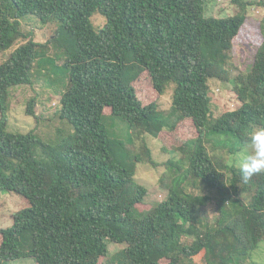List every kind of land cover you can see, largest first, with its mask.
<instances>
[{"label": "trees", "instance_id": "16d2710c", "mask_svg": "<svg viewBox=\"0 0 264 264\" xmlns=\"http://www.w3.org/2000/svg\"><path fill=\"white\" fill-rule=\"evenodd\" d=\"M204 13V0H0V50L23 40L0 64V191L28 203L12 215V226L0 228V264L25 258L36 264H194L202 252L205 264L250 258L264 240V174L244 181L239 167L207 145L210 134L231 136L236 152L264 127V17L251 68L232 77V41L246 16ZM94 14L105 18L98 30ZM25 18L57 23L54 40L62 41L67 88L58 114L73 132L54 145L33 131L5 130L8 89L32 85L33 64L48 45L21 31ZM211 79L230 84L240 105L209 125ZM170 82L175 87L165 118L156 99L142 102L136 85L147 83L162 95ZM33 103L28 116H34ZM103 116L127 122L132 139L156 137L183 120L195 128L196 137L163 150L171 155L159 179L166 196L145 214L138 207L148 190L136 182L135 164L157 168L158 162L144 142L139 152L121 156ZM210 205L218 214L213 224L206 219ZM109 243L119 245L111 256Z\"/></svg>", "mask_w": 264, "mask_h": 264}, {"label": "rangeland", "instance_id": "374dc122", "mask_svg": "<svg viewBox=\"0 0 264 264\" xmlns=\"http://www.w3.org/2000/svg\"><path fill=\"white\" fill-rule=\"evenodd\" d=\"M205 16L226 18L234 14L246 16L245 22L238 34L233 39V64L231 76L239 72H247L252 66L256 49L262 41L260 22L264 17V0H242L241 4H233L230 0H204ZM91 22L96 30L103 26L105 18L94 14ZM21 31L29 35V40L38 44L48 45L42 48L46 56L37 59L32 68V85L13 86L7 92V124L5 130L11 133H26L33 131L41 142L46 145H54L62 137L72 134L71 125L60 118L58 109L61 95L67 88V78L62 68L64 55L62 54V41L54 40L56 37L57 23L42 24L33 18L20 20ZM54 37V38H53ZM25 42V41H24ZM19 39L11 48L0 50V64L4 62L15 48L22 44ZM210 87V116L208 124L216 121L223 112L234 110L239 107L240 102L228 83L217 80H209ZM149 84H137V94L144 104L154 101L158 102V111L165 118H169L171 100L175 85L170 82L166 84L162 95L156 94L149 89ZM34 100V116L26 114V107L29 101ZM102 124L107 132L108 138L117 141L122 145L120 155L127 158L132 152H139L140 146L144 143L152 152V156L158 167L154 168L148 164H135V180L145 186L148 190L145 202L138 207L141 214H145L153 204L164 200L166 191L161 188L160 177L165 171V163L170 154L163 150L177 149L186 140L197 136L195 128L190 120L179 122L174 130L163 129L156 137L150 135L130 137L131 130L124 120L119 117L103 116ZM210 141L207 145L211 154L221 158L230 166L238 165L235 162L236 153L233 151L237 144L229 136L210 134ZM175 157V155H174ZM177 157V154H176ZM190 186H184L183 191L191 192ZM204 192V191H203ZM188 193V192H187ZM197 194V191H195ZM205 193V192H204ZM28 206L27 200L23 197L7 191H0V228L10 227L13 224L12 215ZM214 206L207 208L206 219L208 224H213L218 217L214 213ZM119 250V245L108 244L109 255ZM194 264H205L203 252L194 258ZM5 264H36L33 258L17 259ZM244 264H264V240L259 242L256 249L251 252L250 258Z\"/></svg>", "mask_w": 264, "mask_h": 264}, {"label": "clouds", "instance_id": "9594fccd", "mask_svg": "<svg viewBox=\"0 0 264 264\" xmlns=\"http://www.w3.org/2000/svg\"><path fill=\"white\" fill-rule=\"evenodd\" d=\"M235 162L244 181L254 175L264 174V127H258L250 133L247 143L236 153Z\"/></svg>", "mask_w": 264, "mask_h": 264}]
</instances>
